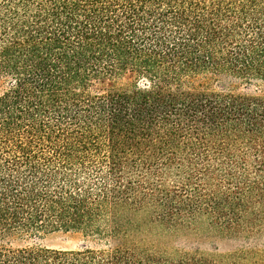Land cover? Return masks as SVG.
I'll return each instance as SVG.
<instances>
[{"label": "trees", "instance_id": "1", "mask_svg": "<svg viewBox=\"0 0 264 264\" xmlns=\"http://www.w3.org/2000/svg\"><path fill=\"white\" fill-rule=\"evenodd\" d=\"M206 76L264 82V0H0V264H264L162 243L264 228V93ZM58 229L105 246L9 242Z\"/></svg>", "mask_w": 264, "mask_h": 264}, {"label": "rangeland", "instance_id": "2", "mask_svg": "<svg viewBox=\"0 0 264 264\" xmlns=\"http://www.w3.org/2000/svg\"><path fill=\"white\" fill-rule=\"evenodd\" d=\"M132 73L127 72L120 76L96 79L93 81L94 91H104L115 85L124 86L134 81ZM146 81L141 80L140 84ZM191 84L204 85L210 89H222L223 87L239 89L241 91L264 93V82L252 81L245 83L239 79L229 77L213 78L211 76L200 77ZM4 85L0 88L2 90ZM11 246H41L49 249L79 250L85 247H104L105 241L94 235H88L77 230H46L36 234H23L9 240ZM113 242V240H112ZM163 244L191 251H199L206 254L221 255L239 249L264 250V228L252 235L229 236L220 234L214 230L202 227L195 230H186L177 234H169L162 241Z\"/></svg>", "mask_w": 264, "mask_h": 264}]
</instances>
